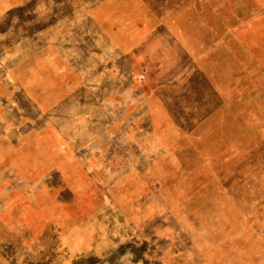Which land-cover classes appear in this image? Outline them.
<instances>
[{
  "label": "rangeland",
  "instance_id": "obj_1",
  "mask_svg": "<svg viewBox=\"0 0 264 264\" xmlns=\"http://www.w3.org/2000/svg\"><path fill=\"white\" fill-rule=\"evenodd\" d=\"M259 4L0 0V264L264 256Z\"/></svg>",
  "mask_w": 264,
  "mask_h": 264
},
{
  "label": "crops",
  "instance_id": "obj_2",
  "mask_svg": "<svg viewBox=\"0 0 264 264\" xmlns=\"http://www.w3.org/2000/svg\"><path fill=\"white\" fill-rule=\"evenodd\" d=\"M259 5V16H250L248 25H246L247 27L255 28L258 24V41H253L254 50L251 51V49L249 53L253 55L257 51V53H259L257 56L258 60H252L251 57L247 58L244 51L246 66L248 61L244 77L248 78L249 86L245 90L246 94L243 96V109H246V113L249 114L250 119H264V4ZM252 34H255L254 30ZM247 203L249 205L248 209L251 211V205L256 202L249 199L246 201V204ZM258 205L262 206V201L259 202ZM248 219L251 220L252 217L248 216ZM262 251V247H260V252ZM169 252H171V254L169 253V257L166 261H163V264H204L203 261L199 262L196 256L192 258L190 255L181 251V249L174 248L169 250ZM249 258L250 257L246 255V264H264V256L259 259L256 257L253 262Z\"/></svg>",
  "mask_w": 264,
  "mask_h": 264
}]
</instances>
